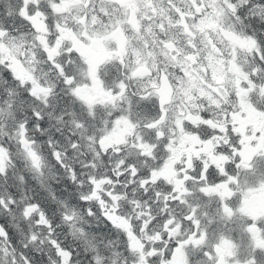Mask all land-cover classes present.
<instances>
[{
  "label": "snow or ice",
  "instance_id": "1",
  "mask_svg": "<svg viewBox=\"0 0 264 264\" xmlns=\"http://www.w3.org/2000/svg\"><path fill=\"white\" fill-rule=\"evenodd\" d=\"M0 264H264V0H0Z\"/></svg>",
  "mask_w": 264,
  "mask_h": 264
}]
</instances>
